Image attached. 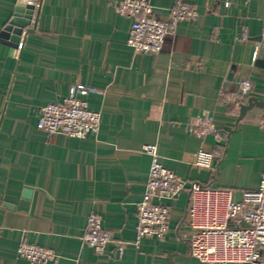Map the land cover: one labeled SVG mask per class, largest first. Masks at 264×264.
<instances>
[{
    "label": "crops",
    "instance_id": "obj_1",
    "mask_svg": "<svg viewBox=\"0 0 264 264\" xmlns=\"http://www.w3.org/2000/svg\"><path fill=\"white\" fill-rule=\"evenodd\" d=\"M122 1L0 0V264H31L17 257L23 242L54 250L50 264H204L185 239L188 191L163 201L171 210L165 239L133 244L151 167L148 144L188 182L231 189L238 200L259 187L262 109L240 116L251 98L264 100V69L256 66L264 0H185L198 16L152 55L128 45L133 18L118 13ZM148 1L160 19L176 2ZM21 3L35 6L33 31L13 46L1 33ZM245 81L251 96L234 103ZM80 83L100 91L87 98L101 113L98 134L78 139L40 131V108ZM206 114L220 132L199 139L188 125ZM200 149L215 154L213 170L195 165ZM26 188L33 191L27 204ZM93 213L112 236L102 255L81 239Z\"/></svg>",
    "mask_w": 264,
    "mask_h": 264
},
{
    "label": "built area",
    "instance_id": "obj_2",
    "mask_svg": "<svg viewBox=\"0 0 264 264\" xmlns=\"http://www.w3.org/2000/svg\"><path fill=\"white\" fill-rule=\"evenodd\" d=\"M117 10L121 15L133 18L128 45L139 55L161 52L167 37L174 35L180 24L198 16L197 10L185 0H176L165 19L155 16V9L148 0H124L118 4ZM240 88V94L231 98L234 103L248 100L253 91L252 84L247 81L241 82ZM96 93L100 91L93 86L73 85L64 99L40 108L38 129L50 137L64 135L84 139L98 134L101 113L91 110L87 101ZM221 100H227L224 93ZM259 123L264 130V109ZM188 128L199 139L220 132L209 114L196 116ZM144 153L150 156L151 167L144 197L137 206L138 223L133 243L137 248L144 240L165 239L170 229L171 210L163 201L175 199L188 191L184 221L190 235L185 239L193 258L204 264H264V173L259 187L244 191L238 200L231 189L204 186L179 177L163 165L156 144L146 145ZM215 158L213 152L200 149L195 165L213 170ZM81 239L100 255L112 242L111 234L104 229L102 217L96 213L89 216ZM124 244L118 247L119 253ZM17 257L31 264H50L56 260L57 254L52 249L23 242L17 249Z\"/></svg>",
    "mask_w": 264,
    "mask_h": 264
},
{
    "label": "water",
    "instance_id": "obj_3",
    "mask_svg": "<svg viewBox=\"0 0 264 264\" xmlns=\"http://www.w3.org/2000/svg\"><path fill=\"white\" fill-rule=\"evenodd\" d=\"M34 13V5H26L23 3L19 4L15 14L10 20L9 25L5 27L4 31L1 33L2 42L18 46L21 43L25 30L27 33H31L33 31L28 28L32 25ZM262 53V56L256 62V66L264 69V47L262 49ZM254 108L264 109V100L259 101L256 98H251L248 106L242 108L240 118H243L248 111ZM32 192L33 191L31 189L27 188L23 191L22 198L26 200L25 204H27V201L31 199Z\"/></svg>",
    "mask_w": 264,
    "mask_h": 264
}]
</instances>
